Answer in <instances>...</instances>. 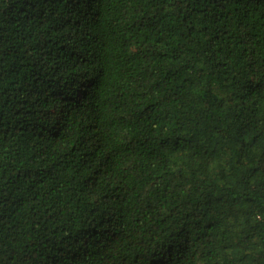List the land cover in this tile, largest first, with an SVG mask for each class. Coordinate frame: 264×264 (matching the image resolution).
Masks as SVG:
<instances>
[{
  "label": "trees",
  "instance_id": "trees-1",
  "mask_svg": "<svg viewBox=\"0 0 264 264\" xmlns=\"http://www.w3.org/2000/svg\"><path fill=\"white\" fill-rule=\"evenodd\" d=\"M0 264H264V0H0Z\"/></svg>",
  "mask_w": 264,
  "mask_h": 264
}]
</instances>
